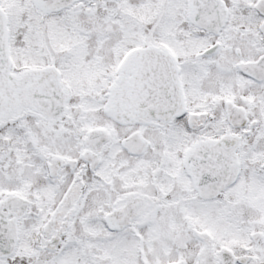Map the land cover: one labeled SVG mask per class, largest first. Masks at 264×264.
I'll return each instance as SVG.
<instances>
[{
	"label": "snow or ice",
	"instance_id": "1",
	"mask_svg": "<svg viewBox=\"0 0 264 264\" xmlns=\"http://www.w3.org/2000/svg\"><path fill=\"white\" fill-rule=\"evenodd\" d=\"M0 264H264V0H0Z\"/></svg>",
	"mask_w": 264,
	"mask_h": 264
}]
</instances>
